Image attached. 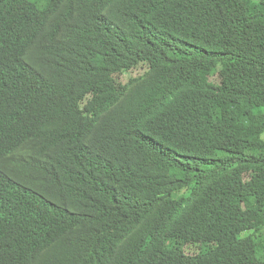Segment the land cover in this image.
<instances>
[{"label": "trees", "instance_id": "trees-1", "mask_svg": "<svg viewBox=\"0 0 264 264\" xmlns=\"http://www.w3.org/2000/svg\"><path fill=\"white\" fill-rule=\"evenodd\" d=\"M0 264H264V0H0Z\"/></svg>", "mask_w": 264, "mask_h": 264}, {"label": "rangeland", "instance_id": "rangeland-1", "mask_svg": "<svg viewBox=\"0 0 264 264\" xmlns=\"http://www.w3.org/2000/svg\"><path fill=\"white\" fill-rule=\"evenodd\" d=\"M136 72H138V71H133V72H130V73H128L126 76H130V75H135V74H137ZM125 77V76H124Z\"/></svg>", "mask_w": 264, "mask_h": 264}]
</instances>
